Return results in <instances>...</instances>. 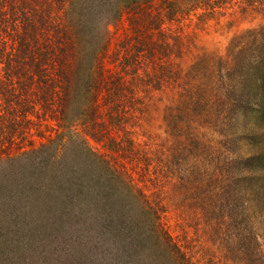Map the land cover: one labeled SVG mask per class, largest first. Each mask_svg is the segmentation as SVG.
<instances>
[{
    "label": "rangeland",
    "instance_id": "374dc122",
    "mask_svg": "<svg viewBox=\"0 0 264 264\" xmlns=\"http://www.w3.org/2000/svg\"><path fill=\"white\" fill-rule=\"evenodd\" d=\"M157 5L158 1L150 7L148 15L146 12L136 14L133 10H125L117 21H107L102 30L106 43L95 60L97 82L101 74H120L123 93L127 94L122 97V103L128 105L141 98L143 102L134 105L142 108L143 113L135 112L138 117L130 120L127 116L125 130L113 128L107 113L108 106L102 104L103 91L101 89L99 95L98 89L96 111L86 108L85 114L77 115L78 121L73 120L69 113V120L66 121L59 114H53L46 120V133L44 127L36 125L33 134L27 136V140L34 142L32 146L35 148L28 154L27 160L25 156L12 162L14 167L10 169V176L9 170L7 174L0 165V264H123L117 259L124 255L122 248L118 250L117 236L110 239L91 226V193L81 198L83 202L79 203L75 193L67 194L65 188V178L70 174L66 168L68 163L73 164V175L77 177L80 172L83 173L80 163L83 162L82 156L87 154L86 146L116 169L125 165L135 184L144 187L147 193L159 190L157 196L165 206L161 213L162 224L193 264H232L235 261L232 252L236 251L238 243L215 237L209 225L198 221L193 206L186 205L188 200L183 201L179 208L171 203L172 196L162 184L168 181L172 172L186 176L188 169L193 167L200 179H204L205 172H211L214 184H217L215 176L219 172H224L227 181L231 174L236 189L239 188L235 206L229 208V212H238L234 222L247 226L252 221L257 225L262 223L264 213L259 203L263 199L257 200L254 190L259 191L264 184V160L240 161V158L264 153V112L259 109V101H254L256 106L244 107L243 110L236 107L221 113L224 125L214 129H206L199 124L202 146L186 145L187 150L181 142L184 139L185 113L181 112L184 99L180 94L190 85L186 81V72L202 54L215 57V60L217 57L228 59L229 65H233L228 73L222 71L224 65H217L215 76L218 82L215 87L223 88L219 80L222 77L225 83L236 87V91L245 89L241 96L246 97L248 89L250 95L254 93L257 78L264 72V65L255 67L257 59L264 55V49L257 47L264 42V5H248L245 0H232L220 5L216 0L214 8L204 3L191 5L189 11L179 7L170 20L164 16L166 9H162L160 13L164 21L160 28H156L157 23L148 20L161 9ZM159 29L165 33L164 39L159 36ZM135 36L162 44L154 48L153 58L151 55L143 58L134 70L125 63L130 57ZM165 44L167 49H163ZM146 54L144 51L143 55ZM78 55L88 58L84 51ZM80 71L75 88L76 108L86 104L84 74L82 69ZM135 73L141 80L134 79ZM131 88L135 90L133 98L128 93ZM145 89L149 91L145 92ZM76 108L72 106L73 116ZM95 121L101 123L98 130L92 126ZM36 129L46 140L49 136L51 144L36 148L41 141H46L36 136ZM124 132L135 143H143L148 158L154 156L149 174L142 162L137 165L110 145V137L119 139ZM61 134L68 135L72 145L66 155L60 157L61 160H52L50 156L54 154ZM211 155L216 159H211ZM199 164L203 167L200 171ZM93 171L88 188L96 190L98 182ZM157 171H162V179L151 187L149 179L154 178ZM144 174L147 176L144 177ZM57 184L64 185L62 191L56 189ZM98 212L99 208L95 209L94 216ZM222 212L227 213L226 210ZM256 231L259 234L264 232L262 229ZM107 238L113 241L109 242Z\"/></svg>",
    "mask_w": 264,
    "mask_h": 264
},
{
    "label": "trees",
    "instance_id": "16d2710c",
    "mask_svg": "<svg viewBox=\"0 0 264 264\" xmlns=\"http://www.w3.org/2000/svg\"><path fill=\"white\" fill-rule=\"evenodd\" d=\"M157 1V6L161 9L148 20L157 23L156 28H160L164 16L168 20L172 19L179 7L186 11L191 10L193 4L204 3L210 8L216 7V0H0V165L7 174L9 170V176L10 169L14 167L12 162L25 156L27 160L28 154L35 150L32 146L34 142L27 140V136L33 134L32 130L36 125L44 127L43 131L46 133V120L53 114H59L66 121L65 119L69 120V113L73 120L78 121L77 115L85 114L88 107L90 111H96L99 104L96 95L98 89L99 95L100 90L103 91L102 104L108 106L107 113L113 128L125 130L128 119L138 117L137 114L134 115L135 112L143 113L142 108L134 105L143 102L141 98L128 105L122 103V97L127 94L123 93V78L120 74L106 76L100 72L101 78L97 82L95 60L106 43L102 30L107 21H117L125 10H133L136 14L146 12L148 15V10ZM217 1L221 5L232 0ZM245 1L248 5H264V0ZM184 3L185 6H182ZM162 9L167 11L164 16L160 13ZM159 33L164 39L165 33L160 29ZM134 38L136 40L131 44V54L125 64L135 70L143 58L150 55L152 57L155 54L154 48L161 47L162 43L159 45L152 40L145 41L139 36ZM255 41L256 38L253 39ZM167 46L165 44L163 49H167ZM257 47L264 49V42ZM82 51L87 53V59L78 55ZM144 51L147 52L146 55H143ZM208 56L210 55L202 54L185 74L187 83H190L180 94L184 99V109L180 111L185 113V129L179 126L184 130V139L181 142L185 148L186 145L198 148L202 146L199 124L206 129L224 125L225 119L221 117V113L225 114L236 107L243 110L244 107L256 106L255 100L259 101V109L264 112V72L257 78L254 93L250 95L248 89V95L243 97L240 93L245 89L236 91V87L225 83L222 77L219 80L223 88L215 87L218 82L215 76L217 65H224L222 71L226 73L233 69V65H229L228 59L217 57L215 60V57ZM260 65H264V55L257 59L255 67ZM81 69L84 74L83 94L86 104L76 108L75 88ZM138 77L135 73L134 79L141 80ZM128 93L133 98L134 88L128 90ZM232 99L234 102H229ZM72 106L77 110L75 116ZM100 124L95 121L92 126L98 130ZM34 133L45 138L38 134L37 129ZM61 135L54 154L50 156L52 160H61L60 157L65 156L72 145L68 135ZM51 142L52 139L47 136V140L41 141L36 148H44ZM109 143L119 154L133 160L137 165L142 162L147 173L151 172L150 162L155 158L146 156L143 143H135L125 132L119 139L110 137ZM86 149L87 154L82 156L83 162L80 163L83 173L80 172L76 177V174L73 175V164L65 165L70 173L65 178V188L68 190L67 194L75 193L79 203L83 202L80 201L81 198L84 199L91 193V226L110 239L117 236L119 241L116 243L120 246L118 250L122 248L124 251L122 259H117L123 264H193L162 224L161 213L165 206L157 196L159 190L152 194L147 193L144 187L135 184L125 165L116 169L91 148L86 146ZM213 156L211 155V159L215 160ZM259 158L264 160V153L243 157L240 161L249 162ZM209 163L214 164L212 161ZM214 166L217 167V164ZM201 169L203 167L199 164L198 170ZM91 171L96 173V190L88 188ZM221 172L215 176L217 184H214V175L211 177V172H205L204 176L202 173L204 179H200L197 170L192 167L188 169L186 176L172 172L168 181L162 185H166V192L172 196L171 203H175L177 208L181 207L183 201L188 200L186 205L193 206L198 221L209 225L215 237L238 243V248L234 246L236 251L232 252L235 256L232 264H264V232L259 234L256 231L264 230V218L258 225L255 221L249 226L234 222L238 212H229V208L235 206L239 188L236 189L231 174L227 181L228 177ZM154 175V178L152 176L149 179L151 187L160 182L162 171H157ZM250 179L253 180L252 177ZM63 187L61 184L56 185V189L61 191ZM261 187L259 191L254 190V196L257 200L263 199L259 204L264 213V184ZM98 208L99 212L94 216L95 209Z\"/></svg>",
    "mask_w": 264,
    "mask_h": 264
}]
</instances>
